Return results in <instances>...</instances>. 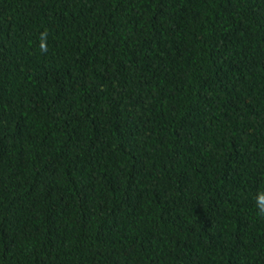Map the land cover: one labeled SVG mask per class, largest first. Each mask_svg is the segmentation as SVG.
I'll return each instance as SVG.
<instances>
[{
  "label": "trees",
  "instance_id": "obj_1",
  "mask_svg": "<svg viewBox=\"0 0 264 264\" xmlns=\"http://www.w3.org/2000/svg\"><path fill=\"white\" fill-rule=\"evenodd\" d=\"M259 192L264 0H0V264H264Z\"/></svg>",
  "mask_w": 264,
  "mask_h": 264
},
{
  "label": "clouds",
  "instance_id": "obj_2",
  "mask_svg": "<svg viewBox=\"0 0 264 264\" xmlns=\"http://www.w3.org/2000/svg\"><path fill=\"white\" fill-rule=\"evenodd\" d=\"M43 35V34H42ZM41 50L46 52L47 46L46 43H41ZM255 206L258 210V214L264 216V192H259L255 198Z\"/></svg>",
  "mask_w": 264,
  "mask_h": 264
}]
</instances>
